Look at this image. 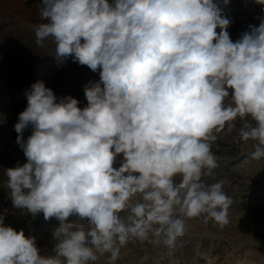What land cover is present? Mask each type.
I'll use <instances>...</instances> for the list:
<instances>
[{"label": "clouds", "instance_id": "clouds-1", "mask_svg": "<svg viewBox=\"0 0 264 264\" xmlns=\"http://www.w3.org/2000/svg\"><path fill=\"white\" fill-rule=\"evenodd\" d=\"M228 2L39 0L36 43L51 39L57 60L99 79L83 85V107L43 80L25 93L14 130L26 162L5 169L0 186L13 208L58 226L45 255L0 217V264H116L129 243L172 255L188 220L229 223L224 181L204 177L225 129L264 160V16L233 41Z\"/></svg>", "mask_w": 264, "mask_h": 264}, {"label": "rangeland", "instance_id": "rangeland-1", "mask_svg": "<svg viewBox=\"0 0 264 264\" xmlns=\"http://www.w3.org/2000/svg\"><path fill=\"white\" fill-rule=\"evenodd\" d=\"M39 0H0V182L6 180L3 171L26 162L22 149L17 145L14 125L25 110V93L38 80H43L59 96L70 95L87 101L83 85L98 80L99 72L74 63L71 57L63 61L55 58V44L51 39L36 43L34 25L41 20ZM264 5L255 0H229L221 3L222 14L233 23L228 31L233 41L258 25L264 16ZM219 31V29H217ZM239 127V123H237ZM32 133L31 125L24 129L26 140ZM217 135L212 151L218 159L213 176H205L206 183L224 181L225 193L234 200L229 208V223L219 226L204 224L201 219L187 221L188 233L182 237L177 251L169 255L166 247L158 243H129L120 249L116 264H264V160H252L249 146L239 141L235 132L225 129ZM0 217L4 226H10L25 235L35 237L41 253L51 255L54 247L53 229L58 221H45L43 214L33 218L23 210L13 208L8 191L0 186ZM100 257L97 264H106Z\"/></svg>", "mask_w": 264, "mask_h": 264}]
</instances>
